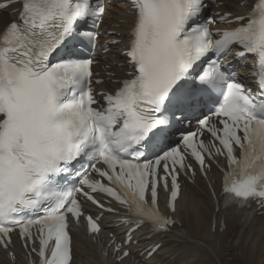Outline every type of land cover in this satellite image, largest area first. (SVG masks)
<instances>
[{"label":"snow or ice","instance_id":"1","mask_svg":"<svg viewBox=\"0 0 264 264\" xmlns=\"http://www.w3.org/2000/svg\"><path fill=\"white\" fill-rule=\"evenodd\" d=\"M15 5L16 18L0 28V247L10 250L15 232L24 248L39 241L29 249L39 258L32 264H72L69 225L83 216L77 193L103 208L90 194L102 192L136 228L168 231L174 221L159 213L157 189L162 184L168 191L171 177L168 207L174 213L179 174L192 171L188 150L201 171L225 158L226 199L238 207L258 199L264 206V99L211 59L234 46L241 49L238 57L252 54V75L264 96V0L245 15L221 16L229 26L215 32L211 19L199 22L204 0H131L125 53L130 70L115 89L99 93L95 86L105 82L94 79V61L65 49L79 26L89 19L95 24L105 6L98 0H13L4 8ZM84 35L94 40L92 33ZM201 62L209 69L197 73ZM197 80L203 87L193 86ZM209 89L222 97L212 112L218 119H200L199 131L210 133L213 142L189 133L182 137L183 151L170 145L172 122L186 118L202 95L211 98ZM144 148L159 154L142 161ZM73 175L83 187L65 183ZM87 225L99 233L91 216Z\"/></svg>","mask_w":264,"mask_h":264},{"label":"bare ground","instance_id":"2","mask_svg":"<svg viewBox=\"0 0 264 264\" xmlns=\"http://www.w3.org/2000/svg\"><path fill=\"white\" fill-rule=\"evenodd\" d=\"M6 1L12 3V0H0V4ZM253 1L217 0L211 14L220 17L230 13V18L245 15ZM17 7L0 10V16H7L4 19L0 17V28L16 18ZM105 9L101 24L103 36L98 41H102L110 51L105 54L99 52L93 67L95 79L105 82L103 86H96L98 93L115 89V81L124 78L130 70L125 57L132 19L130 4L106 6ZM102 45L98 44V48ZM196 68L200 69V65ZM243 70H247V65ZM236 77L243 85L251 86L245 74L237 73ZM207 101L202 104L205 105ZM202 113L197 111L191 116ZM222 168V160L217 159L206 176L197 173L189 182L182 180V193L176 202L174 214L177 225L172 227L169 234H156L146 226L132 231L136 225L124 220L122 210L115 216L103 215L99 239L100 242L104 240L102 245L106 258H101L100 242L93 243L79 230L73 237L72 264H264V208L252 206L236 210L234 206L222 207ZM129 232L130 244L125 243ZM111 241L113 244L108 246ZM117 245L125 246L123 251L127 249L131 255L120 260L123 251L113 252ZM155 246L159 247L149 254V250ZM21 252L16 248V260L10 261L0 251V264H25Z\"/></svg>","mask_w":264,"mask_h":264},{"label":"rangeland","instance_id":"3","mask_svg":"<svg viewBox=\"0 0 264 264\" xmlns=\"http://www.w3.org/2000/svg\"><path fill=\"white\" fill-rule=\"evenodd\" d=\"M240 1H241V0H239V2H240ZM0 17L3 18V19H4V18H7L6 15H1ZM231 232H232V230H231Z\"/></svg>","mask_w":264,"mask_h":264}]
</instances>
